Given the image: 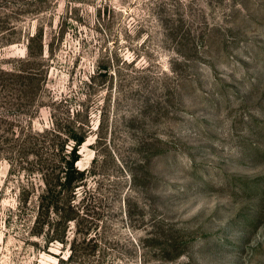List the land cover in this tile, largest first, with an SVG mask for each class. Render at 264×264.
Masks as SVG:
<instances>
[{
  "label": "rangeland",
  "instance_id": "obj_1",
  "mask_svg": "<svg viewBox=\"0 0 264 264\" xmlns=\"http://www.w3.org/2000/svg\"><path fill=\"white\" fill-rule=\"evenodd\" d=\"M54 122L88 131L73 262L37 228ZM0 264H264V0H0Z\"/></svg>",
  "mask_w": 264,
  "mask_h": 264
},
{
  "label": "trees",
  "instance_id": "obj_2",
  "mask_svg": "<svg viewBox=\"0 0 264 264\" xmlns=\"http://www.w3.org/2000/svg\"><path fill=\"white\" fill-rule=\"evenodd\" d=\"M106 72L110 69L105 68ZM51 136L48 139L45 133H34L33 151L35 157L41 161L39 171L43 180V187L39 193L38 224L39 233L44 234L47 242H61L63 246L69 244L68 260L73 262L83 244H89L94 237L91 232H84L83 238L75 234L72 239L69 235V223L75 220V195L77 188L87 178V171L77 167L80 159V147L85 142L87 130L70 129L64 133L54 122ZM48 145L49 156L43 157L40 146ZM37 222V221H36ZM40 230V229H39ZM43 230V231H42Z\"/></svg>",
  "mask_w": 264,
  "mask_h": 264
}]
</instances>
